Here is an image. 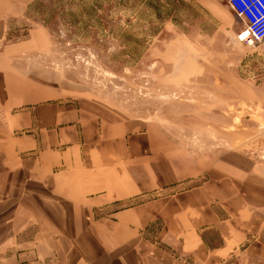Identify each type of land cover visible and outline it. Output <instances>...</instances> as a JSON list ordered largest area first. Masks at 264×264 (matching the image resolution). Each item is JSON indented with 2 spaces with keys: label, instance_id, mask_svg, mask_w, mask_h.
Here are the masks:
<instances>
[{
  "label": "rangeland",
  "instance_id": "374dc122",
  "mask_svg": "<svg viewBox=\"0 0 264 264\" xmlns=\"http://www.w3.org/2000/svg\"><path fill=\"white\" fill-rule=\"evenodd\" d=\"M244 26L226 1L0 0V51L37 101L108 109L146 134L163 178L181 179L78 225L101 229L112 208L199 187L248 237L230 264H264V40L241 41ZM14 208L22 220L40 209Z\"/></svg>",
  "mask_w": 264,
  "mask_h": 264
},
{
  "label": "crops",
  "instance_id": "0c3cea01",
  "mask_svg": "<svg viewBox=\"0 0 264 264\" xmlns=\"http://www.w3.org/2000/svg\"><path fill=\"white\" fill-rule=\"evenodd\" d=\"M5 50L0 51V264L231 263L248 237L236 239L237 225L212 210V199L199 187L112 208L101 217L107 224L101 229L78 225L181 179L163 178V168L147 161L146 134L108 109L37 101ZM22 204L40 209L22 220L14 208ZM3 205L11 206L9 213ZM17 220L35 224L20 229ZM9 222L10 229L4 228ZM212 228L219 245L211 244ZM256 237L264 246V233Z\"/></svg>",
  "mask_w": 264,
  "mask_h": 264
},
{
  "label": "built area",
  "instance_id": "2783aa9c",
  "mask_svg": "<svg viewBox=\"0 0 264 264\" xmlns=\"http://www.w3.org/2000/svg\"><path fill=\"white\" fill-rule=\"evenodd\" d=\"M235 14L245 26L238 37L253 45L264 40V0H227Z\"/></svg>",
  "mask_w": 264,
  "mask_h": 264
}]
</instances>
